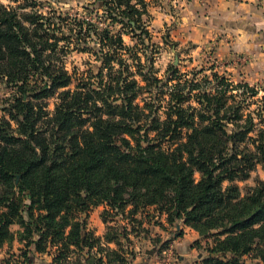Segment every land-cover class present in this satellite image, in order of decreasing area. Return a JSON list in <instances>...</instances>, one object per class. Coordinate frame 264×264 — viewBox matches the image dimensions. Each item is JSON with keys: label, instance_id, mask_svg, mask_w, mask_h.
I'll list each match as a JSON object with an SVG mask.
<instances>
[{"label": "trees", "instance_id": "obj_1", "mask_svg": "<svg viewBox=\"0 0 264 264\" xmlns=\"http://www.w3.org/2000/svg\"><path fill=\"white\" fill-rule=\"evenodd\" d=\"M9 1L0 3V82L11 88L0 98V246L17 239L26 263L54 248V264L82 255L125 264L120 226L100 237L82 215L104 205V221L133 223L153 207L212 237L194 264H264V179L239 184L264 172V89L174 65L159 77L137 48L153 46L146 0H102L103 18L134 45L86 16ZM72 50L93 54L96 70H69Z\"/></svg>", "mask_w": 264, "mask_h": 264}, {"label": "rangeland", "instance_id": "obj_2", "mask_svg": "<svg viewBox=\"0 0 264 264\" xmlns=\"http://www.w3.org/2000/svg\"><path fill=\"white\" fill-rule=\"evenodd\" d=\"M40 1L41 11L55 10L70 17L86 16L92 21H100L102 27L109 26L114 33L122 32V38L127 45L136 43L128 28H122L120 24H110L103 18L102 0ZM146 1L148 13L142 16L141 25L149 31L150 43H153V46L140 44L137 48H144L143 51L140 50L141 56L143 53L153 56V65L159 77L164 76L169 65H174L180 72H189L192 69L202 70V73L207 75L216 72L236 83L247 82L250 86H257L260 89L258 96L263 94L264 55L257 53L258 45L253 34L242 40L236 34L224 30H207L200 25H194L193 28L190 24L187 31L178 34L177 7L169 0ZM247 2H251L250 5L258 9L264 8V0H247ZM0 3L12 4L9 0L7 3ZM183 33L185 36H181ZM262 38L264 40V36ZM65 60L69 70L74 67L80 72L91 67L96 70L97 62L94 60V55L89 52L72 50ZM10 92L11 88L0 82V98H7ZM51 101L52 99L50 108H52ZM256 106V103L251 104L250 108ZM257 178L264 179V172L260 166L251 172L245 182L239 184L253 185ZM105 208L107 207L104 205L94 206L82 216L86 220V227L100 237H103L109 225L120 226V243L123 244L127 252L125 256L128 258L125 264H194L207 255L208 247L213 245L212 237L199 235L197 231L182 223L178 226L167 223L165 216L157 213L153 207L137 213L134 217L138 222L133 223L124 215L108 217L104 221L102 211ZM125 227L126 231L123 230ZM10 229L16 233L20 227L18 224H12ZM101 241L110 248H116L113 242L106 243L103 239ZM20 248L22 244L17 239L10 243L4 242L0 246V264H54L52 261L54 248H49L46 253H35L27 263L20 255ZM93 253L106 261L104 253L97 249ZM69 256L68 260L74 259L73 255L69 254ZM80 259V264H88L86 255H82ZM60 264L68 263L63 261Z\"/></svg>", "mask_w": 264, "mask_h": 264}, {"label": "crops", "instance_id": "obj_3", "mask_svg": "<svg viewBox=\"0 0 264 264\" xmlns=\"http://www.w3.org/2000/svg\"><path fill=\"white\" fill-rule=\"evenodd\" d=\"M169 1L179 10H177V16H179L178 34L187 31L190 26L194 28V25H200L207 30H224L236 34L242 40L253 34L258 45L257 53L264 55V40L262 38L264 36V8L258 9L251 6V2H247V0ZM181 21H183L182 24H180ZM181 36H185V33ZM190 39L192 38L190 37Z\"/></svg>", "mask_w": 264, "mask_h": 264}, {"label": "clouds", "instance_id": "obj_4", "mask_svg": "<svg viewBox=\"0 0 264 264\" xmlns=\"http://www.w3.org/2000/svg\"><path fill=\"white\" fill-rule=\"evenodd\" d=\"M0 2L7 3V0H0Z\"/></svg>", "mask_w": 264, "mask_h": 264}, {"label": "water", "instance_id": "obj_5", "mask_svg": "<svg viewBox=\"0 0 264 264\" xmlns=\"http://www.w3.org/2000/svg\"><path fill=\"white\" fill-rule=\"evenodd\" d=\"M17 180V179H16ZM178 226V225H177Z\"/></svg>", "mask_w": 264, "mask_h": 264}]
</instances>
